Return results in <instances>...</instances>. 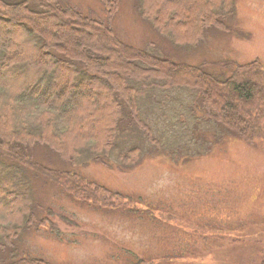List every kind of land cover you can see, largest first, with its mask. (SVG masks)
I'll return each mask as SVG.
<instances>
[{"label": "rangeland", "instance_id": "obj_1", "mask_svg": "<svg viewBox=\"0 0 264 264\" xmlns=\"http://www.w3.org/2000/svg\"><path fill=\"white\" fill-rule=\"evenodd\" d=\"M62 1L111 24L124 42L162 58L205 65L217 76L230 74L238 64L264 69V0H235L236 13L226 20L231 28L207 27L198 40L177 35L179 43L144 18V0H119L111 13L100 0ZM188 1L170 0L177 6L173 22L184 19L180 15L187 14ZM152 9L165 16L161 0ZM4 28L9 36L19 33L11 24ZM6 66L0 62L1 77L12 83L22 82L32 70L27 64L8 71ZM203 112L197 111L199 116ZM257 131L264 136V126ZM213 132L217 139L202 155L181 159L149 152L126 169L78 156L63 159L48 146L35 145L31 153L38 164L73 174L93 195L75 199L50 177L22 167L32 209H26L15 235L13 220L0 221V264L24 258L47 264H261L264 145L227 132L219 141L221 134ZM136 136L123 141L127 146L136 143ZM5 177L0 173V210L13 219L4 209L18 207L25 197L20 183Z\"/></svg>", "mask_w": 264, "mask_h": 264}, {"label": "trees", "instance_id": "obj_2", "mask_svg": "<svg viewBox=\"0 0 264 264\" xmlns=\"http://www.w3.org/2000/svg\"><path fill=\"white\" fill-rule=\"evenodd\" d=\"M100 1L111 13L119 0ZM144 2L141 14L173 43L181 42L177 35L198 40L210 26L231 28L226 20L236 13L235 0H220L218 6L189 0L187 14L176 23L177 6L170 0H161L165 16L153 13L155 0ZM6 23L19 33L9 36ZM0 62H6L5 71L20 64L32 69L22 82L12 83L0 68V173L20 183L25 197L18 207L4 209L13 219L0 210V221L13 220V235L32 209L22 167L50 177L75 199L93 195L73 174L38 164L31 153L37 144L63 159L78 156L121 169L149 152L181 159L202 155L215 143V130L219 141L227 132L264 145L263 134H256L264 126L263 68L238 64L217 76L205 65L162 58L124 42L111 24L62 0H0ZM136 135L140 141L127 146L124 141ZM12 264L47 263L24 258Z\"/></svg>", "mask_w": 264, "mask_h": 264}]
</instances>
